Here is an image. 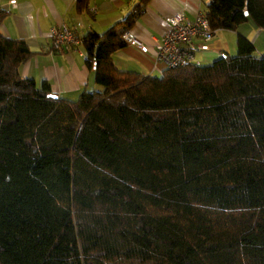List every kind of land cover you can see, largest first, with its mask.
<instances>
[{"label": "trees", "instance_id": "obj_1", "mask_svg": "<svg viewBox=\"0 0 264 264\" xmlns=\"http://www.w3.org/2000/svg\"><path fill=\"white\" fill-rule=\"evenodd\" d=\"M149 1L81 36L94 89L76 100L21 77L36 53L0 32V264H264V56L239 34L234 57L121 72ZM204 14L264 29V0Z\"/></svg>", "mask_w": 264, "mask_h": 264}, {"label": "crops", "instance_id": "obj_2", "mask_svg": "<svg viewBox=\"0 0 264 264\" xmlns=\"http://www.w3.org/2000/svg\"><path fill=\"white\" fill-rule=\"evenodd\" d=\"M15 2L12 5L10 2ZM140 0H91L94 19L87 14H78L76 0H0L5 18L1 24L2 36L23 40L36 55L19 67L23 78L33 79L38 86L50 84L53 94L76 100L87 89H94L86 53L81 54L69 46L54 50L50 31L53 27L66 25L80 36L88 33H103L122 21ZM211 0H150L145 13L129 31L131 36L147 46L143 52L136 45H127L113 55L115 67L121 72H135L153 78H161L166 68L157 63L155 44L162 40L169 30V21L183 13L194 20L210 4ZM248 38L256 47V54L264 56V48H257L264 42V29L252 23L241 26L237 32L217 31L208 51L198 52L196 60L200 65H209L224 55H232L237 46L238 35ZM259 51H258V50Z\"/></svg>", "mask_w": 264, "mask_h": 264}, {"label": "built area", "instance_id": "obj_3", "mask_svg": "<svg viewBox=\"0 0 264 264\" xmlns=\"http://www.w3.org/2000/svg\"><path fill=\"white\" fill-rule=\"evenodd\" d=\"M15 5V2H10ZM0 12H4L0 5ZM127 45H136L143 52H148L147 46L133 38L131 34L122 36ZM215 38V32L204 13L194 20H190L185 14L179 13L169 21V30L162 40L155 44V56L157 63L166 69H175L189 64L197 63L196 54L208 51ZM51 45L54 50L69 46L84 55L83 39L76 30L66 25L53 27L50 31Z\"/></svg>", "mask_w": 264, "mask_h": 264}, {"label": "rangeland", "instance_id": "obj_4", "mask_svg": "<svg viewBox=\"0 0 264 264\" xmlns=\"http://www.w3.org/2000/svg\"><path fill=\"white\" fill-rule=\"evenodd\" d=\"M236 48V50H234V53L232 54V55H230V56H236L237 55V46H235ZM259 47H260V51L264 48V42L261 40V41H259L258 43H257V48L259 49ZM257 49V50H258ZM75 50V49H74ZM259 51V50H258Z\"/></svg>", "mask_w": 264, "mask_h": 264}, {"label": "water", "instance_id": "obj_5", "mask_svg": "<svg viewBox=\"0 0 264 264\" xmlns=\"http://www.w3.org/2000/svg\"><path fill=\"white\" fill-rule=\"evenodd\" d=\"M246 15H248V13H246ZM50 97H52V98H54V99H57V98H58V96L55 95V94L51 95Z\"/></svg>", "mask_w": 264, "mask_h": 264}]
</instances>
